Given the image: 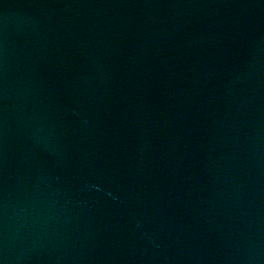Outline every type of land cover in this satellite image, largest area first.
Here are the masks:
<instances>
[{
  "label": "water",
  "instance_id": "water-1",
  "mask_svg": "<svg viewBox=\"0 0 264 264\" xmlns=\"http://www.w3.org/2000/svg\"><path fill=\"white\" fill-rule=\"evenodd\" d=\"M0 264H264V0H0Z\"/></svg>",
  "mask_w": 264,
  "mask_h": 264
}]
</instances>
